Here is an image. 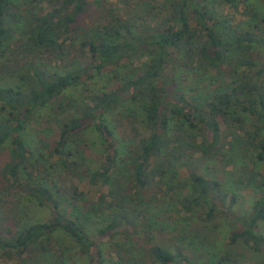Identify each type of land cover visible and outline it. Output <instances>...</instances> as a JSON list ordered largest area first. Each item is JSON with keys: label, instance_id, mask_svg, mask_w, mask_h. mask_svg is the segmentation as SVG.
<instances>
[{"label": "trees", "instance_id": "trees-1", "mask_svg": "<svg viewBox=\"0 0 264 264\" xmlns=\"http://www.w3.org/2000/svg\"><path fill=\"white\" fill-rule=\"evenodd\" d=\"M121 2L117 7L96 0L98 15L80 27V18L90 17V0H0V148L8 145L9 155L0 170V201L22 189L51 213L45 221L19 225L16 209L0 204V257L34 249L38 255L48 253L54 234L61 231L74 238L93 264H102L101 250L84 224L64 216V196L49 171L55 165L48 163L47 153L64 165L55 173L68 171L105 187L91 211L102 217L109 212L97 232L122 235L132 250L125 256L120 251L127 246L119 249L126 264H135L134 256L146 252L156 264L189 262L186 230L173 228L177 234L161 239L162 244L153 234L166 225L171 230L151 209L167 191L177 194V221L200 207L207 208L206 219L218 208L230 210L234 194L225 207L226 192L200 172V163L207 169L233 163L241 171L233 181L246 182L255 199L250 212L238 216L241 228L231 233V240L241 237L255 248L263 243L254 229L264 220V0ZM225 2L238 10L237 21L217 9ZM141 53L147 61L139 73L121 66ZM110 66L117 67L115 86L93 91L94 103L74 109L75 100L64 93L88 89L93 76ZM198 88L205 91L202 99L190 98L189 91ZM122 105L128 112L119 109ZM43 112L48 120L64 114L53 144L29 130ZM90 133L99 141L98 168H89L83 155ZM100 146L107 151L104 160ZM180 172L188 181L177 178ZM75 189L69 202L78 208L85 191L78 185ZM226 255L211 264H223Z\"/></svg>", "mask_w": 264, "mask_h": 264}, {"label": "rangeland", "instance_id": "rangeland-1", "mask_svg": "<svg viewBox=\"0 0 264 264\" xmlns=\"http://www.w3.org/2000/svg\"><path fill=\"white\" fill-rule=\"evenodd\" d=\"M16 1H23V0H16ZM111 1L114 6L119 7L122 5L121 0H107ZM243 4L240 3L239 8ZM100 6L97 5L96 0H90V9L88 11L89 18L83 17L80 18L79 24L80 27L83 26L82 23L86 21L87 23L90 22L91 17H95L98 15V10ZM217 9L223 13L224 15H234V19L231 22H235L238 20L239 14L238 10L230 4V2H225L220 4ZM246 18L247 16L244 14L242 16ZM19 32L18 29L14 31V39L18 38ZM83 50L84 47H83ZM8 52V51H7ZM73 52V51H72ZM87 52V51H86ZM86 54V53H85ZM18 55V54H17ZM89 55V53H87ZM147 61V56L144 54H137L130 59L125 60L121 66L130 74L139 73L143 67L144 63ZM56 65H60V62H56ZM57 67V66H56ZM117 67H108L105 71L101 73L95 74L91 79L90 83L88 84V89H71L66 91L64 94L65 96L70 97L71 99L75 100L76 106L74 109L80 107L82 104L86 103H94L95 96H93V91L101 90V89H110L111 87L115 86L117 83L116 76V69ZM119 68V67H118ZM219 83L214 84L212 83L209 87L211 89L215 88L216 85ZM205 86L201 89H204ZM98 90V91H99ZM197 91H189L190 98L192 95L194 98L202 99L203 93L205 91L200 90L199 88L196 89ZM203 101V100H202ZM126 105H122V108L119 109L122 112H128L125 110ZM73 109V110H74ZM119 110L116 109V112ZM47 112H43L40 117L36 116L34 120L30 123L34 124V128L31 126L29 130L34 133H41L46 137V142H50L53 144L54 138L57 136V125L60 121V118L64 116V114L59 115V117L50 120L43 118ZM123 118L122 115L118 116L115 115V118ZM46 119V120H45ZM124 119V118H123ZM112 120V117H108V121ZM35 129V130H34ZM91 135V136H90ZM87 141L89 143V147H87L85 153H83L85 159V163L88 164L89 168H98L100 162L98 159L97 151H98V144L99 141L95 135L91 133L89 136H86ZM102 150V151H101ZM100 151L102 152L101 159L104 160V157L107 154V151L102 149L100 146ZM111 151V149H109ZM79 157L80 161L83 162L84 158ZM8 145H3L0 148V170L4 166V164L8 161ZM47 159L51 162L55 167L49 169L53 175L56 176V180L59 183V192L62 193L64 198L61 199V207L64 212V216H70L71 218H77L78 222L84 224L86 231L91 240L97 242L102 254V264H126L128 260L120 261L119 259V249L124 246H127L126 252L124 250L120 251V254H125V256L130 255L132 250L128 247L126 243H124V239L122 235H117L115 238H110L108 234L106 236H100L97 232L98 228L106 224L109 212H105L103 217L98 215V213H93L91 208L96 202L98 194L100 191H105V187L101 186L99 182L90 183L89 180H81L79 179L78 175H72L68 171L63 172V174L55 173L56 170L59 171L64 165L60 164L58 161V156L52 153H47ZM78 159V158H76ZM200 172H202L207 177L216 179L219 182V187L223 192H226L227 196L225 198V207L228 206L230 202L231 195L235 196L234 203L230 207V210H226L223 212H219L220 208H218V212L212 216L211 219H206L205 209L207 208L200 207L197 208L196 212H193V215H190L189 218H185L184 221L181 219L177 221L174 219L175 210L174 208L178 209L179 206L176 207L175 197L177 196L175 191L169 190L167 191L165 198L162 200H154L151 203V209L156 218L160 219V222H166L170 226L171 230H169L168 226L166 225L164 230L158 232L157 230H153V234L156 240L162 244L167 240V237L177 234L176 229L178 226L182 228L181 230H186V235L188 236L187 240L183 241L184 244V253L189 258V262H184L183 264H211L216 263L219 256L227 254L228 260L223 262V264H264V239L263 243L259 244L258 248L252 246V241L246 242L244 238H237L235 241L231 240V233L233 231H238L241 228V223L238 220V216L243 214H248L250 212L253 201L255 199L253 189L246 183L236 181L234 182L233 179H236L239 174H241L240 170L235 167L233 163L228 164L225 168H217V169H207L201 165ZM63 169V168H62ZM102 169V167L100 168ZM260 169H263V166H260ZM36 173V171H33ZM55 173V174H54ZM186 173V172H185ZM230 173V174H229ZM185 178V174L183 172L178 173L177 178ZM188 181L189 176H186ZM76 185H78L79 189L84 190V199L81 200L78 208H74L70 205L69 199L70 196L76 190ZM4 186L3 183H0V190ZM162 189L165 191L166 186H163ZM161 195L157 193L155 196L159 198ZM3 195L0 193V199H2ZM6 202V204L4 203ZM0 204L3 207H7V210L16 209L17 219L19 221V225L27 224V223H36L40 221H45L50 218L51 213L46 207H39L33 201H31L27 196H25L24 191L18 189V191H12L5 197ZM224 207H221V209ZM87 209L88 212L86 211ZM13 211V210H12ZM14 218L16 217L15 212ZM180 215L185 216L183 212H180ZM84 217L86 219L84 220ZM187 222V223H186ZM178 228V229H180ZM160 229V228H158ZM256 234L260 237L264 238V220L259 222V225L256 226L254 229ZM56 239L50 244V252L44 254H36L38 249H34L33 252H23L17 254L14 252V256L11 258L7 257H0V264H54L55 261L61 262L63 260V264H93V262L89 259L90 257L83 253L77 243L75 242L74 238L61 232L57 231L55 234ZM163 236V237H162ZM118 242L120 244L119 247H116L113 243ZM46 244H43L45 246ZM41 247V245H39ZM204 248H202V247ZM41 251L42 249L39 248ZM95 252V250H93ZM19 255V256H16ZM145 256L136 254L134 256V260L136 261L135 264H156L152 259L150 253H145ZM124 256V257H125ZM130 263V262H129Z\"/></svg>", "mask_w": 264, "mask_h": 264}]
</instances>
